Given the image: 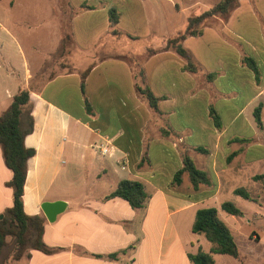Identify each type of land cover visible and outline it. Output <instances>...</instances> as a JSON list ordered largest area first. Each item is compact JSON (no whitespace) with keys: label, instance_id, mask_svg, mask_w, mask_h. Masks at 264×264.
<instances>
[{"label":"crops","instance_id":"obj_1","mask_svg":"<svg viewBox=\"0 0 264 264\" xmlns=\"http://www.w3.org/2000/svg\"><path fill=\"white\" fill-rule=\"evenodd\" d=\"M178 1L63 0L70 17L57 25V48L33 67L21 46V72L12 64L0 68V115L20 90L30 94L34 130L24 143L36 154L28 161L24 211L43 217L51 249L29 250L20 264H192L190 255L210 252L205 237L192 232L197 211L235 193L229 185L248 175V165L264 162V0H239L182 42L195 72L163 48L190 16L220 0L185 12V23L172 29L173 13H183ZM111 9L120 14L115 28ZM2 32L18 43L0 22ZM53 57L59 63L48 64ZM96 145L109 154L100 155ZM185 157L208 175L212 189L194 190L187 172L174 182ZM80 168L92 174L78 178ZM11 178L0 147V217L12 206ZM124 179L144 183L142 208L107 198ZM56 201L67 208L50 223L41 206Z\"/></svg>","mask_w":264,"mask_h":264},{"label":"trees","instance_id":"obj_2","mask_svg":"<svg viewBox=\"0 0 264 264\" xmlns=\"http://www.w3.org/2000/svg\"><path fill=\"white\" fill-rule=\"evenodd\" d=\"M239 0H220L210 9L200 15H192L187 19V27L184 32L169 38L163 50H173L187 62L186 69L195 72L189 53L183 48L182 42L188 36H197L201 33L205 22L214 16H226ZM110 25L115 28L120 20V14L111 9L109 13ZM117 34V31H113ZM155 51H152L154 53ZM249 66L259 77V71L253 61H248ZM153 107H156L157 99L149 91L142 90ZM32 104L28 90H20L14 96L7 111L0 115V147L2 149L4 163L11 170L12 178L8 186L13 190L12 206L6 211L5 217L0 222V254L5 248L8 237H13L16 244V259L20 260L26 250H38L50 253L51 249L43 241L45 221L42 216H29L24 211V189L28 175V161L35 156L36 151L25 146L24 140L34 130V120L31 116ZM261 107L255 111V119L258 127H262L260 118ZM213 122L217 128H221L219 117L215 111H211ZM184 167L175 175L174 182L179 184L181 176L187 172L190 176L193 189L198 190L202 186H209L208 175L199 170L189 157L184 158ZM264 179V175H256L255 181ZM237 196L245 200H251L250 194L242 188L235 190ZM122 198L134 209L144 206L148 195L145 185L139 180L124 179L119 182L116 190L107 198ZM221 209L235 217L243 215L242 211L232 202H224ZM7 216V217H6ZM194 234L203 235L211 244L209 253L199 250L195 255H190L192 264H215L213 255H227L238 259L240 256L237 242L227 224L220 218L216 208L200 209L192 226ZM115 258L116 255H110Z\"/></svg>","mask_w":264,"mask_h":264},{"label":"rangeland","instance_id":"obj_3","mask_svg":"<svg viewBox=\"0 0 264 264\" xmlns=\"http://www.w3.org/2000/svg\"><path fill=\"white\" fill-rule=\"evenodd\" d=\"M10 1H0V22L2 25L9 27L18 43L12 41L10 37H6L3 32L0 33V68L1 71H5L9 64H12L21 72L20 47L22 46L31 66L34 67L49 52L57 48V25L68 23L70 10L63 7L65 3L63 0L59 4L55 0H16L12 8L10 7ZM218 1L179 0V7L183 10V13H173L170 22L172 29L185 23V16L188 12L197 14V12L211 7ZM51 63H59V60H57V57H53L48 64ZM51 73L49 71L45 76L47 77ZM262 141H264V138H262ZM87 171V173H83V169H76L77 177L82 178L84 175L92 174L91 169ZM256 175H264V162L248 165V175L245 177L237 176L241 179H237L229 185V189H245L250 194L251 200H245L234 192L230 194L227 192L220 196L222 199L214 198L215 200L213 199L205 205L206 207L218 206L220 208L218 209L219 216L234 235L240 253L238 259L227 255H219L216 257L217 264H264V179L255 181L254 177ZM202 187L203 189H212V183L209 186ZM221 200L222 202L235 204L243 215L235 217L224 212L221 209ZM2 217H5V215H2ZM201 236L203 240L204 236ZM206 243L208 246L210 245L209 242L206 241ZM28 251L24 252L23 257L26 256ZM15 257V240L13 237H8L7 244L0 254V264H20V260ZM225 261H229V263Z\"/></svg>","mask_w":264,"mask_h":264},{"label":"water","instance_id":"obj_4","mask_svg":"<svg viewBox=\"0 0 264 264\" xmlns=\"http://www.w3.org/2000/svg\"><path fill=\"white\" fill-rule=\"evenodd\" d=\"M41 208L46 219L50 223H53L57 220L58 216L66 210L67 204L64 201L45 202L42 204ZM2 218L1 216L0 219Z\"/></svg>","mask_w":264,"mask_h":264},{"label":"built area","instance_id":"obj_5","mask_svg":"<svg viewBox=\"0 0 264 264\" xmlns=\"http://www.w3.org/2000/svg\"><path fill=\"white\" fill-rule=\"evenodd\" d=\"M94 149L100 155L105 156V155L109 154V149L106 145H96V146H94Z\"/></svg>","mask_w":264,"mask_h":264}]
</instances>
